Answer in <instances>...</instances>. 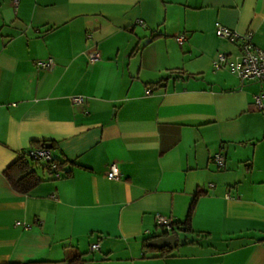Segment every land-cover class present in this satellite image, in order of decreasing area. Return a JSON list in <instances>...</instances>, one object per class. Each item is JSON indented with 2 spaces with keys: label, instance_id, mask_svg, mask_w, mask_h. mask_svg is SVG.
<instances>
[{
  "label": "crops",
  "instance_id": "0c3cea01",
  "mask_svg": "<svg viewBox=\"0 0 264 264\" xmlns=\"http://www.w3.org/2000/svg\"><path fill=\"white\" fill-rule=\"evenodd\" d=\"M217 22L264 50V0H0V264H264V82L214 69ZM43 141L66 176L21 193Z\"/></svg>",
  "mask_w": 264,
  "mask_h": 264
},
{
  "label": "built area",
  "instance_id": "2783aa9c",
  "mask_svg": "<svg viewBox=\"0 0 264 264\" xmlns=\"http://www.w3.org/2000/svg\"><path fill=\"white\" fill-rule=\"evenodd\" d=\"M216 34L218 37L232 42L240 41L241 52L238 56L231 58L228 54L224 52H219L215 59L213 60V67L215 70L222 68H228L232 73L236 74L241 78L242 81L255 80L259 82H264V50L258 48L253 43L252 32H249L244 35H240L238 32L223 25L220 22L216 23ZM179 44H183L186 40L184 35L176 38ZM101 59L99 52H93L89 55V61L95 63ZM39 65L42 68L52 69L55 65L52 59H49L45 62H40ZM151 90H149L150 92ZM85 100L84 96H74L72 101L74 104H81ZM255 106L259 110L264 109L263 96L258 95L255 98ZM26 154V156L32 157L35 160H40L44 163L49 164L50 170L53 172L55 178H60L61 171L59 170L57 164L54 161V155L50 148H35L31 149L29 153L26 151L21 153V156ZM215 163L218 167L222 168L225 166V156L221 153H218L214 157ZM109 179H119L121 177V170L117 163H111L107 172ZM157 226L167 230L168 232L173 230L174 219L165 216L162 214L156 215ZM100 248L99 243H93L91 245V250L95 251Z\"/></svg>",
  "mask_w": 264,
  "mask_h": 264
},
{
  "label": "trees",
  "instance_id": "16d2710c",
  "mask_svg": "<svg viewBox=\"0 0 264 264\" xmlns=\"http://www.w3.org/2000/svg\"><path fill=\"white\" fill-rule=\"evenodd\" d=\"M48 144L50 143L46 141L40 142V145L37 148L47 147ZM29 151L30 150H26V153H29ZM54 161L57 164L59 170L61 171V175H62L61 177L66 176L63 174L61 170L62 162L55 156H54ZM39 168H42L46 170L47 172H50L51 175L53 176V172L50 170L48 163H44L40 160H35L32 157L28 158L26 154H24L23 156H20L19 159L14 164H12L9 168L6 169L5 176L7 177L11 185L17 191L21 193H28L31 189H33L38 183L42 181V178L39 177L37 173V170ZM53 178L55 177L53 176ZM197 197L198 195L193 199L187 220L180 225L174 222L173 230L176 231L178 229H184V231H192L191 224H190V216H191L193 207L196 203ZM184 224L187 225L185 228L182 227V225ZM164 232L166 233L167 230L164 229ZM146 245H148V242H146ZM171 252H172L171 249L168 247L162 248V255L168 256ZM73 262H75V260H73ZM80 262H83V261L80 260L78 263ZM78 263L75 262L73 264H78Z\"/></svg>",
  "mask_w": 264,
  "mask_h": 264
},
{
  "label": "water",
  "instance_id": "95a60500",
  "mask_svg": "<svg viewBox=\"0 0 264 264\" xmlns=\"http://www.w3.org/2000/svg\"><path fill=\"white\" fill-rule=\"evenodd\" d=\"M47 148H51V145L48 144ZM149 245L159 249L163 247L175 248L178 245V237L176 234L161 235L153 239Z\"/></svg>",
  "mask_w": 264,
  "mask_h": 264
},
{
  "label": "rangeland",
  "instance_id": "374dc122",
  "mask_svg": "<svg viewBox=\"0 0 264 264\" xmlns=\"http://www.w3.org/2000/svg\"><path fill=\"white\" fill-rule=\"evenodd\" d=\"M161 230H162V229H161ZM161 230H160V231H161Z\"/></svg>",
  "mask_w": 264,
  "mask_h": 264
}]
</instances>
